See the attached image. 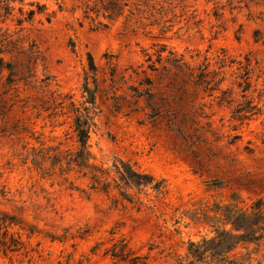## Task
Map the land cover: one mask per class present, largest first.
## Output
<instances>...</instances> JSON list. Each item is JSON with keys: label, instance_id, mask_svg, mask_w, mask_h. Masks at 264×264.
<instances>
[{"label": "rangeland", "instance_id": "1", "mask_svg": "<svg viewBox=\"0 0 264 264\" xmlns=\"http://www.w3.org/2000/svg\"><path fill=\"white\" fill-rule=\"evenodd\" d=\"M30 1L46 3L50 20L45 13L21 25L0 22V27L24 45L37 46L43 59L35 79L48 75L50 84L44 90L20 84L17 93L0 97V210L18 219L23 229L10 231L18 232L25 246L6 255L0 251V264H112L105 250L119 238L154 263H174L188 242L212 236L204 214L213 203L228 202L233 194L244 203L264 198V0H175L172 11L152 26L137 27L120 17L103 29L71 0H25L24 9ZM162 45L166 50L156 62ZM223 51L228 60L243 61L247 55L256 67L247 96L260 111L243 123L192 81L202 62L217 69ZM88 52L97 83L89 138L94 162L107 167L114 158L127 160L163 180L162 193L132 189L133 202H114L116 191L88 190L87 181L72 172L68 175L79 190L58 177L41 178L19 161L24 147L40 143L75 148L69 118L48 116L41 103L52 89L81 100ZM147 54L155 70L148 67ZM180 56V67L167 61ZM236 67L223 68L221 88H232V98L242 101L234 84L241 72ZM147 87L149 99L138 93ZM263 247L246 249L260 259Z\"/></svg>", "mask_w": 264, "mask_h": 264}, {"label": "trees", "instance_id": "2", "mask_svg": "<svg viewBox=\"0 0 264 264\" xmlns=\"http://www.w3.org/2000/svg\"><path fill=\"white\" fill-rule=\"evenodd\" d=\"M46 1V0H45ZM83 9V17L95 23L96 29H103L108 26V22L120 17L124 22L132 21L138 26L145 27L158 23V19L167 11H172L174 6H170L175 0H71ZM180 2L183 0H179ZM213 1L218 4L220 0ZM25 0H0V22L7 20L15 21L21 25L23 22H31L36 15L46 13L47 5L44 2L30 1L29 6L24 9ZM164 4L168 7L164 8ZM61 8V5H59ZM52 14V13H51ZM51 14L46 13L47 20ZM148 21V23H146ZM7 28L0 27V97H6L11 90L19 91L20 84L23 89H48L50 77H44L37 81L34 70L43 57L37 46L30 42L24 45L22 39L14 36ZM165 47L156 50V62L162 60ZM4 54H14L22 61L12 62L5 60ZM168 51V55H172ZM167 55V56H168ZM88 71H85L80 85V101H75L73 95L64 93L58 89L49 90V96L41 103V108L48 111V116H63L69 118V128L75 143L74 149L61 148L60 144L38 146L32 145L23 148V152L18 154L21 164H28V168L35 171L41 178L61 179L62 184L67 183L70 189L80 188L74 184V180L69 177L73 173L78 179H85L88 190L102 192L110 195L111 191H116L113 201L133 202L134 196L130 190L141 191L150 188L156 194L164 190L163 180H156L150 173L136 169L129 161L121 158H114L110 166H103L94 162V157L89 149L90 132L95 125L96 116V66L91 54L87 53ZM148 67L155 70L154 61L151 55L147 54ZM222 53L218 61V68L209 69V63L202 62L197 67L196 73L192 77L194 85L200 88L209 97L216 99L218 105L230 107L231 118L241 123L250 120L258 114L260 107L258 103L247 96L251 88V74L255 70L249 56L245 55L244 60L229 59ZM176 67L183 63L182 56L169 59ZM237 64L236 69L241 72L234 81L240 90L242 101L232 98V88H221L225 80V66L231 67ZM256 64V63H254ZM148 80V79H147ZM144 82V81H142ZM141 82V83H142ZM150 84V82L148 81ZM219 93L214 95V92ZM139 95H146L151 98L152 93L147 87ZM0 98V99H1ZM84 193L87 191L81 189ZM210 214H204V221L208 223L212 236L204 237L199 241L188 242L186 252L183 257L177 258L174 263H154L148 254L138 253L129 247L124 238L114 241L110 247L106 248L105 254H109L112 264H263L264 247L260 259H254L252 252L246 247L249 244L264 246V198H256L249 203L237 195L233 194L230 200L225 203L215 202L209 208ZM14 226L19 230L23 229L19 225L18 219L8 212L0 210V251L6 255L17 252L24 248V242L18 232L10 231ZM32 231L27 232V237ZM243 247L245 252L238 251ZM97 248L95 245L93 249ZM257 252V250H255ZM28 252L26 251V254ZM255 262H252V261Z\"/></svg>", "mask_w": 264, "mask_h": 264}]
</instances>
